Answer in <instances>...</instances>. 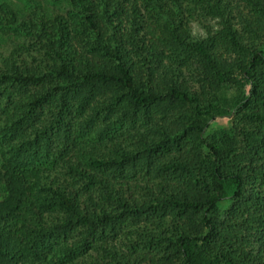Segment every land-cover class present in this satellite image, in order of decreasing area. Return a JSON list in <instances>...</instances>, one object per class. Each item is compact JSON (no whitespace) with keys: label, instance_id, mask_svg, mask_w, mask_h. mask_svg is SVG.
I'll use <instances>...</instances> for the list:
<instances>
[{"label":"trees","instance_id":"1","mask_svg":"<svg viewBox=\"0 0 264 264\" xmlns=\"http://www.w3.org/2000/svg\"><path fill=\"white\" fill-rule=\"evenodd\" d=\"M234 1L0 3L32 41L0 57V264H264V0L246 37Z\"/></svg>","mask_w":264,"mask_h":264},{"label":"rangeland","instance_id":"2","mask_svg":"<svg viewBox=\"0 0 264 264\" xmlns=\"http://www.w3.org/2000/svg\"><path fill=\"white\" fill-rule=\"evenodd\" d=\"M3 1L4 0H0V3ZM6 1H8L9 4L12 6L13 10L15 11V14L22 15L24 17H26L29 12V10L26 9L25 7H29L31 9H38L39 20L41 22H46L48 16H51L53 15L54 12L59 11L63 7L62 2H64V0L62 2L59 0H33L32 2L33 7H30L29 6L30 0H6ZM36 1H39L41 3V6H38ZM46 1H48V4L46 3ZM233 5L238 10V11L237 10L232 11L231 19H232L233 27L241 37H246L247 36L245 31L246 24L244 23V21L245 19L251 18L252 8L246 2H240L239 0L238 2L234 1ZM110 10L111 12L114 11V9L111 8ZM136 15L140 16L138 13ZM261 15H262V19H260V21H263L264 23V12H262ZM121 19H122V23L120 24V27L125 32H129L133 30L132 23L129 24L128 19L124 15H122ZM154 20H158V19L154 17L153 21ZM112 21L114 24L119 25L116 18H112ZM219 29H220L219 20L211 17L206 18L202 14H199V12L194 13L192 15V18L190 19L189 30L192 38L200 39L202 37H205L206 34H208L207 33L208 31L215 33ZM10 30L11 32H8V34L0 31V57L3 56L6 57L11 50L18 47L28 48L29 47L28 43H32L30 39L27 42H25L23 36H18L17 33H14L15 30L14 29L12 30V27ZM39 33L40 32L38 30L32 28L31 36L37 37ZM261 33L262 32L259 31V35ZM27 35L28 34H26L25 36ZM145 40H147V37L145 38ZM257 45L259 48H261L264 51V37L261 39L260 42H258ZM146 55L147 57L150 56L149 53H147ZM222 58L225 60V62H234L239 57L237 54H225ZM170 59H171L170 56L164 57L163 59V62L165 65H167V67H171ZM25 61L30 63L32 61V57L26 56ZM3 66H4V62L0 58V68H2ZM174 66H176V64ZM179 76H181L184 79L197 78V75L195 74V68L193 66H191L188 70L183 69L182 73ZM7 89L11 91L12 87H8L7 85L0 84V96L5 97L4 92ZM232 93H233V89L228 87L226 89H222L219 92H217L215 97L216 98H219L221 96L228 97ZM12 97L16 98L17 95L13 94ZM2 107L0 108V121H1V114L3 113Z\"/></svg>","mask_w":264,"mask_h":264}]
</instances>
